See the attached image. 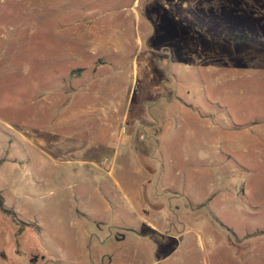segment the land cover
I'll return each mask as SVG.
<instances>
[{
  "label": "rangeland",
  "instance_id": "374dc122",
  "mask_svg": "<svg viewBox=\"0 0 264 264\" xmlns=\"http://www.w3.org/2000/svg\"><path fill=\"white\" fill-rule=\"evenodd\" d=\"M0 196V264H264V0H0Z\"/></svg>",
  "mask_w": 264,
  "mask_h": 264
},
{
  "label": "crops",
  "instance_id": "0c3cea01",
  "mask_svg": "<svg viewBox=\"0 0 264 264\" xmlns=\"http://www.w3.org/2000/svg\"><path fill=\"white\" fill-rule=\"evenodd\" d=\"M152 228H153V230H157V229H155V227L154 226H152ZM170 229L171 230H178V231H176V232H174L173 234H171L172 236H170V239L169 238H167L166 236H164L163 237V240L160 242L159 241V239L155 236L154 238H155V240H156V242H157V244L155 243V242H152L151 241V235H148V236H145V237H141V236H138V235H132L135 239H140L141 240V242H143L145 245H146V247H147V249H160L161 247L164 249V250H166V249H170V248H172V250H170L169 252H167L166 251V253L164 254V256H162L160 259H159V261L160 260H162V259H165L166 258V256L168 257L171 253H172V251L174 250H176L177 249V247L180 245V243H181V241H182V239H183V237H184V233L183 232H181V229L180 228H177V227H174V226H171L170 227ZM180 230V231H179ZM170 231V230H169ZM168 234V233H167ZM124 235V239L126 238V234H123ZM168 240H170V242L172 243L171 244V246L169 247V248H167L166 247V244H167V241ZM149 244H152V246H150ZM162 244V246H160ZM159 245V246H158ZM152 249V250H153ZM151 250V251H152ZM173 251V252H174ZM109 259V258H108ZM108 261H110V260H108ZM154 263H156V261H152V264H154Z\"/></svg>",
  "mask_w": 264,
  "mask_h": 264
},
{
  "label": "trees",
  "instance_id": "16d2710c",
  "mask_svg": "<svg viewBox=\"0 0 264 264\" xmlns=\"http://www.w3.org/2000/svg\"><path fill=\"white\" fill-rule=\"evenodd\" d=\"M0 211L3 212L4 214L12 215V217H13V212L4 208L1 196H0ZM172 248H170L169 250L166 249V251L169 252L170 250H172Z\"/></svg>",
  "mask_w": 264,
  "mask_h": 264
},
{
  "label": "water",
  "instance_id": "95a60500",
  "mask_svg": "<svg viewBox=\"0 0 264 264\" xmlns=\"http://www.w3.org/2000/svg\"><path fill=\"white\" fill-rule=\"evenodd\" d=\"M114 239L116 241H122L124 239V235L123 234H120V233H117L115 236H114Z\"/></svg>",
  "mask_w": 264,
  "mask_h": 264
},
{
  "label": "flooded vegetation",
  "instance_id": "af4514ba",
  "mask_svg": "<svg viewBox=\"0 0 264 264\" xmlns=\"http://www.w3.org/2000/svg\"><path fill=\"white\" fill-rule=\"evenodd\" d=\"M117 234V232L116 233H114V235H113V238H114V236Z\"/></svg>",
  "mask_w": 264,
  "mask_h": 264
}]
</instances>
